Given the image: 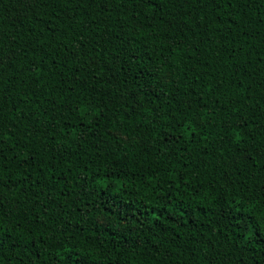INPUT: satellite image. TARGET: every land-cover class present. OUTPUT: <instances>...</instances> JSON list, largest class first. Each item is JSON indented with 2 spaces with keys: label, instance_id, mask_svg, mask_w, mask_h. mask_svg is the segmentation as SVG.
<instances>
[{
  "label": "trees",
  "instance_id": "obj_1",
  "mask_svg": "<svg viewBox=\"0 0 264 264\" xmlns=\"http://www.w3.org/2000/svg\"><path fill=\"white\" fill-rule=\"evenodd\" d=\"M179 2L180 0H174V4L168 5L170 16L164 17L163 21H152L151 29L143 27L137 32L136 22L128 20L131 9L127 5L120 6L121 0H112L108 5L111 17L106 22L96 5L90 7L87 0L76 8L71 4L65 7V0H50L46 10L43 5L28 7L30 0H0V46L5 52L9 51L10 45L14 46L18 57L14 66L4 68L0 75V95H7L9 101L14 100L19 91L27 90L24 81L30 83L34 77L35 74L28 73L26 69L34 55L28 45L39 35L40 28L44 27L38 25V20L47 21L58 12L72 9L76 17L74 27L81 33L78 38L94 33L91 43H95L97 38L105 41L101 48L102 59L113 67L120 63L113 62L116 55L121 57V62L127 61L122 70L127 83L121 79L119 82L114 81L111 86L104 83L103 88L117 96L131 92L144 104V107L137 108L133 114L130 109L117 103L116 108L119 111H106L105 117L99 121L100 131L87 137V143L79 150L83 157L79 163L87 164L89 172L97 168L106 173L110 172L112 183L106 189H101L97 184L94 191L91 185L84 191L73 187L72 196H57L58 203L67 202L62 221L57 218L59 208L55 211L48 209L46 217L42 215L40 207H33L35 196L17 207L12 202V197L25 201V194L15 188L8 193L14 217L27 208L31 209L27 219L36 221L39 216V221L31 225L25 222V228L28 230L18 228L14 233L4 236V240L8 242L4 252L6 258L11 257L13 251L19 254L21 249L27 252L31 248L37 250L40 257L37 264H52L53 261L55 264H62L57 256L55 241L51 237L64 239L74 236L75 239H68L67 243L74 245L81 257L87 256L96 261V264H229L230 249L220 246L223 237L214 236L217 218L222 215V201L230 202L233 198L230 193H235L237 200L241 194L264 196L261 191L264 188V0H239L236 7L229 10L237 13L234 23L239 27H234L228 38H224L226 28L223 33L209 31L206 36L195 37L191 32L185 31L182 34L185 42L176 45L173 40L180 38L181 33L174 32L171 25L178 29L183 20L191 24L193 18L180 13L197 11L194 3L180 8L175 6ZM84 11L91 12L92 18L96 20L91 29L85 28L81 23L87 22L81 15ZM204 11H207L211 21L213 13ZM129 23L132 27H127ZM216 26L219 27L218 24ZM150 31L152 35L146 40L143 39L144 34ZM166 35H172L173 39L164 40ZM129 37L141 41L139 51L134 53L141 56L139 62L129 60L123 52V49H128L129 54H133L132 47H136L135 44L130 46ZM59 39L58 34L57 40ZM162 43L173 45V55H166L164 65L156 58L159 53L153 51L154 47ZM105 48L109 55L103 54ZM233 48L236 49L235 59H229V52ZM85 50L88 51L87 48ZM48 51L51 53V48ZM89 54L95 55L91 51ZM149 56L152 58L148 59ZM74 63L73 61L72 64ZM236 66L240 67L242 73L251 75L235 74L233 69ZM129 68L130 74L126 71ZM62 71L67 77L64 91L61 93L57 88L52 93L58 105L70 106L75 103L77 94L84 95V89L101 87V82L93 80L87 73H80L77 78L68 74L67 69ZM101 71L98 70L97 75H100ZM218 72L222 76H218ZM200 73L206 75L201 78ZM12 77L15 79H11ZM219 79L235 80L233 84H226L229 91L221 97V102L224 103L235 95L240 100L235 107L241 111L234 112L231 107L228 113L217 111L212 122L219 124L221 118H242L248 121L247 128L244 129V142L240 147L259 153L254 155L255 163L241 160L239 171L233 165L237 158L235 149L231 145H221L217 135L218 128L205 125L207 139L201 138L199 143L192 144L177 142L176 133L167 126L170 116L182 122L184 101L188 99L197 101L200 97L204 98L207 109H200L194 102L192 111L199 112L202 118L207 119L205 112L211 115L213 105L205 95L207 87L201 88L200 85L205 83L214 87L215 81ZM60 81V76H51L47 88L52 89V86L59 85ZM13 84L15 88L10 90ZM238 84H243V88H238ZM70 87H75V92H69L67 89ZM247 96L251 99H246ZM103 100L104 96L97 91L94 102L100 104ZM63 114L68 113L64 111ZM15 115L9 107H4V117L9 121L5 127L11 126ZM154 118L158 121L155 124L152 122ZM18 127L23 142L27 133L23 125L18 124ZM116 128L119 129V134L127 139L116 143L106 135L109 129ZM163 132L168 135L162 136ZM176 132H182V129L177 128ZM31 140V146L41 150L45 158L50 155L48 150L41 149L40 136H32ZM97 141L106 142L100 143L99 155L95 146ZM7 143L11 144L12 141L8 140ZM7 154L12 155L11 152ZM221 154L224 158H221ZM81 172V168L74 166L68 184H75L76 181L71 177ZM181 174L186 183L178 181L177 178ZM177 183H180L179 188L176 187ZM166 194H170L171 205L167 203L169 197ZM106 200L116 204L110 211H105L101 206ZM90 202L93 203L95 211L91 216H84L78 209L84 208L85 204ZM41 203L47 204L43 196ZM249 207L250 204L246 205V209ZM153 208L157 213L167 209V223L152 221ZM247 214V211L238 213L240 216ZM260 214V209L254 213L257 219ZM98 218L106 220L107 229L97 230ZM173 220L177 223L172 224ZM137 221L155 223V226L151 230L145 228L142 232L133 231V228L137 227ZM260 223L264 225V220ZM5 227L11 228L12 225L6 224ZM49 229L52 230L51 233ZM35 237H40V240H35ZM41 240H47L48 243L43 244ZM16 244L20 247L16 248ZM0 264L3 262L0 261ZM231 264L237 262L231 260ZM244 264H264V246L257 244L251 249L244 257Z\"/></svg>",
  "mask_w": 264,
  "mask_h": 264
},
{
  "label": "snow or ice",
  "instance_id": "obj_2",
  "mask_svg": "<svg viewBox=\"0 0 264 264\" xmlns=\"http://www.w3.org/2000/svg\"><path fill=\"white\" fill-rule=\"evenodd\" d=\"M48 2L50 0H30L28 7L43 5L46 10ZM84 2L85 0H65V7L68 4H71L73 8L80 7ZM87 2L90 7L96 5L105 22L110 19L111 9L108 5L112 3V0H87ZM189 3H194L197 11L195 13L191 11L180 13L193 18L191 24L187 20H183L178 29L175 25H171L174 32L179 31L181 33L180 38L173 40V44L182 45L185 42L182 35L185 31L191 32L193 37H195L196 35L206 36L209 31L223 33L226 28L227 33L224 38H228L232 29L239 27L234 23L237 13L229 11L236 7L239 0H180L175 6L185 8ZM169 4H174V0H121L120 6L127 5L131 9V15L127 13L125 15H128L129 21L136 22L135 31L138 32L139 28L143 27L151 29L152 21H163L164 17L170 16L171 14L167 11ZM204 10L213 13L211 21L208 18L207 11ZM33 15H36L35 12ZM81 15L87 21L86 23L81 21L84 27L87 29L93 28L96 20L92 18V13L84 11ZM75 19L72 9H68L62 13L58 12L54 17H49L47 21L38 20V25H44V27L40 28L39 35L28 45L34 55L26 69L28 73H34V77L31 78L30 83L29 81H24L27 85V90L19 91L14 100L9 101L7 95H0V261L3 264H13V262L15 264H37L40 259L37 250L31 248L27 252L21 249L19 254L13 251L11 257L6 258L4 256L5 245L8 243L4 240V236L14 233L18 228H25V222L27 225H31L39 221V216L36 217V221L27 219L31 211V209L27 208L22 212H18L14 217L8 193H11L12 189L15 188L18 192L22 191L25 194V201H21L18 197H12V202L17 207L35 196L33 207H40L42 215L46 217H48V209L55 211L56 208H59L57 218L62 221L67 202L58 203L57 196H72L73 187H79L81 191H84L91 185L94 191L97 184L100 185L101 189H106L112 183L110 172H103L99 168L89 172L87 164L81 165L79 163L83 159L79 154V150L87 143V137L94 136L96 131H100L101 125L99 121L105 117L106 111L112 109L119 111L116 108L117 103H120L124 108L130 109L133 114L137 108L144 107L143 102L131 92L117 96L103 88L104 83L111 86L114 81L119 82L121 79L124 80V83H127L122 71L123 65L127 61L121 62L119 55L113 57L114 63L120 62L117 67H113L104 61L101 55V48L106 42L97 38L95 43H91L94 33L78 38L81 33L74 27ZM169 23L171 24V21ZM217 24L219 27L216 26ZM121 27L123 28L124 25H121ZM127 27H132V24L129 23ZM66 29L71 31L68 32ZM58 34L60 35L59 40H57ZM150 35H152L151 31L145 33L143 39L146 40ZM128 39L130 46L135 44L136 47H132L133 54H129L128 49H123V52L129 57V60L139 62L141 56L134 55V53L139 51L141 41L130 37ZM171 39H173L172 35L164 37V40ZM54 44L56 46H53ZM172 47V44L162 43L160 46L153 48L154 52L159 53L156 58L160 60L161 65L166 63V55H173L171 52ZM49 48H51V53L48 51ZM86 48L88 51L85 50ZM89 51L94 52L95 55H90ZM235 52V48L230 50L229 59H235ZM103 54L109 55L106 48L103 49ZM17 58L14 46L10 45L7 52L0 46V75H2L4 68H12ZM151 58V56L148 57V59ZM73 61L75 62L74 64H72ZM63 69H67L68 74L77 78L80 73H87L93 80L101 82L100 89H96L95 86L91 90L84 89V95L77 94L75 103L70 106L56 104L52 93L57 88H59L61 93L64 91V83L67 77L62 71ZM98 70H102L100 75H97ZM126 71L130 74L131 69L129 68ZM233 72L241 76L251 75V73H242L239 66H236ZM53 75L60 76L61 81L59 85H53L52 89H48V81ZM199 75L202 78L206 73H200ZM217 75L222 76L219 72ZM11 79H15V77ZM84 82H87V77H85ZM233 83H235V80L231 79L228 81L219 79L215 81L214 87L201 83V88L207 87L208 89L205 95L211 100L213 105L211 115L205 112L207 119H204L199 112L192 111L194 102L197 103L200 109H207L208 106L203 102V97H200L197 101L188 99L184 101L182 122L176 121L174 116H170L167 126L171 127L173 132L176 133L177 142L185 141L192 144L199 143L201 138L207 139L205 125L218 128L217 135L220 137L221 145H231L235 149L237 158L233 161V165L239 171L241 160L255 163L254 155H259L258 152L253 153L249 149H241L240 147L241 143L244 142V129L247 128L248 121L242 118L238 120L221 118L219 124L212 122V118L217 115V111L228 113L230 107L234 109V112L241 111V109L235 107L236 104L240 103L239 98L235 97V95L224 103L221 102V97L229 91L226 84ZM237 87L243 88V84H238ZM14 88L15 85L13 84L10 90ZM67 90L75 92L76 89L75 87H70ZM97 91H100L104 96V100L100 104L94 102ZM245 98L251 99L250 96ZM148 102L151 103L150 100ZM5 106L16 114L12 118L10 127H5V125L9 124V121L4 117ZM64 111H67L68 114L64 115ZM152 122L155 124L158 121L154 118ZM18 124L23 125L27 133L23 142L20 139L22 134ZM177 128L182 129V132H176ZM106 135L116 143L127 139L126 136L119 134L118 128L115 130L109 129ZM161 135L167 136L168 133L163 132ZM32 136H40L42 141L41 149L50 152L47 158L42 155L41 150L31 146L33 143L31 140ZM8 140H11L12 143H7ZM100 143L106 142L97 141L95 145L97 155H99ZM73 145L75 150H73ZM26 149L27 151H25ZM9 152L12 153L11 156L7 154ZM221 158H224L223 154H221ZM74 166L81 168L82 172L81 174L73 175L71 179L76 181V183L69 185V176L73 172ZM184 167L186 168L187 164ZM177 179L179 182H185L183 174ZM176 187L179 188L180 183H177ZM36 189L38 191H35ZM261 191L264 192V188ZM166 195L169 197L167 203L171 205L170 194ZM230 195L233 197L230 202L222 201V215L217 218L214 236L224 238L220 242V246H226L230 249L231 260H235L237 264H244V257L251 249L257 244L264 246V225L260 223L261 220H264V196L241 194L239 200H237L235 193H230ZM41 196L47 201V204L41 203ZM249 204L250 207L246 209V205ZM101 206L105 211H110L116 204L114 201L106 200ZM257 209L261 210L259 219L254 215ZM78 210L84 216H91L95 208L93 203L90 202L85 204L84 208ZM244 211H247L248 214L245 216L238 215V213ZM166 212L167 209H163L157 213L156 209L153 208L151 213L152 221L167 223ZM49 219H52V217H49ZM146 220L147 217H145ZM145 221H137V227L133 228V231L142 232L145 228L151 230L155 226V223H146ZM124 222L127 223L126 220ZM171 223L175 224L177 221L173 220ZM6 224H11L12 227L7 228L5 227ZM107 228L106 220L98 218L97 230ZM25 230L28 229L25 228ZM64 230H67V226H65ZM51 231L49 229L50 233ZM51 238L55 241L54 246L57 249V256L60 257L62 264H96V261L90 260L87 256L81 257L79 250L75 249L74 245L67 243L68 239H75L74 236L65 237L64 239H56L54 236ZM34 239L40 240V237H35ZM41 243L47 244L48 241L41 240ZM15 247L19 248L20 245L16 244ZM231 260L229 264H231ZM52 264H55V261Z\"/></svg>",
  "mask_w": 264,
  "mask_h": 264
}]
</instances>
